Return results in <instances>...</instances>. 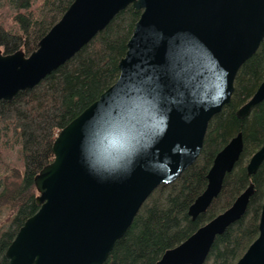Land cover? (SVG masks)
I'll return each instance as SVG.
<instances>
[{
	"label": "water",
	"instance_id": "1",
	"mask_svg": "<svg viewBox=\"0 0 264 264\" xmlns=\"http://www.w3.org/2000/svg\"><path fill=\"white\" fill-rule=\"evenodd\" d=\"M130 6L140 17L119 77L55 139L54 160L34 181L39 209L8 247V264H104L150 195L196 162L240 68L264 41V0H74L30 55L0 48V102L38 86ZM262 101L264 81L238 117ZM243 149L239 132L216 155L189 208L193 220L219 196ZM263 163L264 145L248 174ZM254 192L251 183L157 264H204ZM235 264H264V201L259 235Z\"/></svg>",
	"mask_w": 264,
	"mask_h": 264
},
{
	"label": "trees",
	"instance_id": "2",
	"mask_svg": "<svg viewBox=\"0 0 264 264\" xmlns=\"http://www.w3.org/2000/svg\"><path fill=\"white\" fill-rule=\"evenodd\" d=\"M74 0H0V48L30 55ZM140 17L130 6L38 86L11 102H0V264L25 221L39 209L35 177L54 160L60 131L99 99L120 74L119 63ZM264 81V41L240 68L232 99L209 124L196 162L145 201L104 264H157L163 254L229 208L251 184L246 214L218 235L204 264H235L259 235L264 201V163L256 174L247 165L264 145V101L245 118L237 111ZM239 132L244 149L206 213L193 220L189 208L206 190L216 155Z\"/></svg>",
	"mask_w": 264,
	"mask_h": 264
},
{
	"label": "rangeland",
	"instance_id": "3",
	"mask_svg": "<svg viewBox=\"0 0 264 264\" xmlns=\"http://www.w3.org/2000/svg\"><path fill=\"white\" fill-rule=\"evenodd\" d=\"M37 193H38V191H37ZM38 195V194H37Z\"/></svg>",
	"mask_w": 264,
	"mask_h": 264
}]
</instances>
